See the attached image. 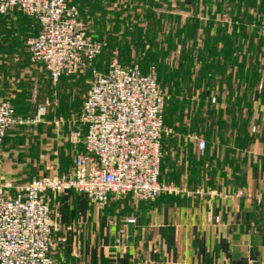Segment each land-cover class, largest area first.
Listing matches in <instances>:
<instances>
[{"label":"crops","instance_id":"1","mask_svg":"<svg viewBox=\"0 0 264 264\" xmlns=\"http://www.w3.org/2000/svg\"><path fill=\"white\" fill-rule=\"evenodd\" d=\"M80 1L75 0L77 5ZM12 15V22L29 26L21 15ZM0 58L6 59L0 60V102L9 101L20 116L34 119L36 110L25 111L35 96L28 79L14 72L9 55ZM259 65L260 78L246 92L233 84L228 97L225 84L216 79L214 131L211 126H191L195 116L183 125L177 119L166 125L173 133L162 139L160 180L171 189L155 202L111 196L100 206L75 191L50 194L55 264H264V55ZM76 77L59 80L60 115L8 131L0 177L13 186L12 197L17 194L14 188L46 173L45 164L56 161L60 145L70 144L72 130L57 129V121L69 122L75 113L68 105L84 85ZM204 91L200 88L197 99L206 105L208 98L200 99ZM73 130L85 134L81 125ZM202 140L204 152L199 149ZM73 150L76 157L84 147Z\"/></svg>","mask_w":264,"mask_h":264},{"label":"built area","instance_id":"2","mask_svg":"<svg viewBox=\"0 0 264 264\" xmlns=\"http://www.w3.org/2000/svg\"><path fill=\"white\" fill-rule=\"evenodd\" d=\"M15 11L37 23V34L25 41L29 59L42 65L55 83L87 69L91 72L78 120L85 134L74 131L69 136L71 144L84 147L72 171L62 174L56 169L51 176L16 187L15 197L10 195L13 186L0 177V264H55L49 195L75 191L100 206H106L111 196L131 195L138 202H155L171 189L160 178L162 139L173 130L165 125L166 95L157 68L152 65L144 71L137 63L123 66L117 51L104 70L97 68L96 61L107 45L83 26L76 4L0 0V16ZM47 114L44 105L38 107L34 119L22 117L11 102H0V169L8 131L37 125ZM206 146L205 141L199 142L202 152Z\"/></svg>","mask_w":264,"mask_h":264},{"label":"trees","instance_id":"3","mask_svg":"<svg viewBox=\"0 0 264 264\" xmlns=\"http://www.w3.org/2000/svg\"><path fill=\"white\" fill-rule=\"evenodd\" d=\"M108 1L111 3L118 0ZM71 2L77 5L75 0ZM177 2L172 6L174 9L172 12L175 11V14L171 13L172 15L168 17L172 19V22H175L174 32L166 36L164 43H159L156 37V34H161L160 32L165 27L164 19L167 17L163 15V6L155 5L154 2L146 4L143 2L146 9L142 16L137 15L136 33L124 35L120 42L114 41V46L118 49L121 48V52H130L132 45L143 51L149 46L146 61H159V71L155 65L153 66L157 68L161 89L162 86L168 87L171 82L173 83V88L169 93L170 100L166 104L165 125L173 124L176 119L180 124H186L190 118V112H192L195 118L191 126L195 125L201 128L211 126L214 131L216 123L214 118L215 100L217 99L215 94L216 79L220 78V81L225 84V90L229 97L233 93V84L237 91L244 86L246 92L247 89L251 90L253 81L256 83L260 78L259 64L264 55V0H178ZM77 6L80 19L81 16L84 19H86L85 17L93 19L97 11L102 13L105 11L103 0H81ZM165 7L170 8L171 5L167 3ZM177 7L183 8L181 11L192 13L184 26L180 24L181 16L179 15L180 11H176ZM225 8V13L231 14L228 20V23L232 25L231 33L226 30L230 28L229 24L224 25L219 19L224 14ZM15 13L21 15L28 23L29 26L25 28L27 37L31 36V33L27 32H34L32 35H36L38 32L37 23L18 11ZM93 22L95 21L93 20ZM95 23L97 24V22ZM201 31L202 34H200ZM189 41L195 43L192 48H189ZM173 52L174 56L176 55V64L173 65V68L167 63L162 64L163 59ZM142 69L147 71L143 67ZM194 71L197 73L196 93L200 91V88L207 90V93L204 91L200 97V99L208 98L209 101L206 105L203 100L193 104L190 101L191 96L195 94L188 81ZM86 72L91 77V72L88 69L84 71V73ZM80 82L82 83V80ZM184 92L187 93L186 96ZM178 96L183 98L182 101H178ZM228 97L226 104L228 102L230 105L231 99ZM240 104L241 102L238 101L237 107ZM228 114L230 116L231 110H228Z\"/></svg>","mask_w":264,"mask_h":264},{"label":"rangeland","instance_id":"4","mask_svg":"<svg viewBox=\"0 0 264 264\" xmlns=\"http://www.w3.org/2000/svg\"><path fill=\"white\" fill-rule=\"evenodd\" d=\"M178 0H118L117 2H111L108 3V0H103L107 4L105 5V11L104 13L97 11L93 19H89L88 17L81 16V23L83 26L97 39L102 40L106 42L107 47L105 48L103 54L97 59L96 66L97 68L104 70L109 62L114 58V52H118V59L119 62L123 66H128L133 63L140 64L145 70L148 69L150 66L155 65L158 68V71L160 70V63L155 62L153 60L146 61L147 60V51L150 49L149 46L146 47V49L138 50L135 47H131L130 52H121V48H116L114 41H119L124 37V35L127 34H133L136 33L137 30H135V25H137L138 19L137 15L142 16L144 14V11L146 8L143 6V2L146 4L147 2H154L155 5H162L163 6V15L167 18L164 19V30H162L159 34H156V37L158 39L159 43H164L166 41V36L169 35V33L174 32V26L175 22H172V19H169L171 13L173 15L175 14V11L172 12L173 5L177 4ZM170 4L171 7L167 8L165 7L166 4ZM128 5V6H127ZM102 6V5H101ZM147 7V6H146ZM229 7V6H228ZM183 8L177 7L176 11H180L181 16V22L180 24L184 26L187 22V20L192 16L185 11H181ZM226 8L224 10V14L219 17L220 22L224 25L228 23V20L230 19V15L225 13ZM15 14V13H14ZM11 15H6L0 18V54L5 53L9 55V58H7L8 62L15 65V73L23 74L25 81L28 79V85L31 88L32 92L34 93V99L30 103H28V106L25 107V111L28 112V114L36 110L38 111L39 106H47L48 107V114L50 115H60L62 113L61 104L63 103V99L60 97L59 92V81L54 82L48 75L47 71L42 65H34L30 62L29 56L26 51L25 47V41L27 38L25 27H23V24H19L20 22H12L13 20L10 19ZM97 22V24L95 22ZM170 20V22H169ZM227 32L231 33L232 25L230 23ZM202 34V31L200 32ZM257 39V38H256ZM257 43V40H256ZM194 41H189L188 45L189 48L194 45ZM123 46V44H122ZM161 51V50H160ZM6 60L3 58H0V60ZM168 64L171 68H173V65L176 64V55L174 56L171 53L167 58L163 59L162 64ZM18 67V68H17ZM199 66L197 65V68ZM19 69V70H18ZM18 70V71H17ZM159 77V75H158ZM196 77L197 73L194 71L191 74V78L188 81V84L191 85V89L193 93L195 94V98L191 97V103L198 101L197 99V93L195 89L196 84ZM78 79L82 80V83L84 84L82 87V90L80 91V96H75L73 98L72 103L68 105V108L75 112L71 114L72 118H70L66 122L64 119V122H61L60 120L62 118H59L57 121V129H71L72 131L69 133V135L74 132V127L79 123V114L81 112V107L83 105V102L85 100V93L88 90L89 81L91 79L90 75L86 72L81 75H77ZM162 86V85H161ZM173 88V83L171 82L168 87L162 86V89L166 95V101L168 104V100H170V89ZM185 96H186V92ZM182 101V100H178ZM167 109V105H166ZM165 109V111H166ZM77 112V114H76ZM194 116V113L190 112V117L192 118ZM77 119V120H76ZM189 122V118L187 120ZM55 126V124H53ZM63 131V130H62ZM66 135V134H65ZM68 135L64 136L67 139ZM66 141V140H65ZM69 141V139L67 140ZM73 146H79V145H73V144H67L64 142L63 146H59V150L57 151V155L54 156L56 161L53 160L50 161V163L45 164V171L46 173L41 174L38 179L48 177L54 174L56 169L62 174L70 173L73 168V159L75 157ZM52 162V164H51ZM48 164V165H47ZM43 168V167H40ZM48 168V170H46ZM65 193V192H64ZM58 196V195H57Z\"/></svg>","mask_w":264,"mask_h":264}]
</instances>
